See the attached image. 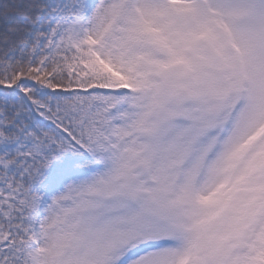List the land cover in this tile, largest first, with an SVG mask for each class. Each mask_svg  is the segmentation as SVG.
<instances>
[{
	"label": "snow or ice",
	"instance_id": "6c2138e0",
	"mask_svg": "<svg viewBox=\"0 0 264 264\" xmlns=\"http://www.w3.org/2000/svg\"><path fill=\"white\" fill-rule=\"evenodd\" d=\"M0 264H264V0H0Z\"/></svg>",
	"mask_w": 264,
	"mask_h": 264
}]
</instances>
